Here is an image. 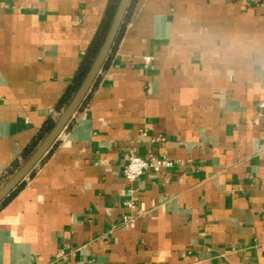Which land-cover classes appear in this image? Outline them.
Segmentation results:
<instances>
[{"label":"crops","instance_id":"1","mask_svg":"<svg viewBox=\"0 0 264 264\" xmlns=\"http://www.w3.org/2000/svg\"><path fill=\"white\" fill-rule=\"evenodd\" d=\"M109 1L0 0V179L65 109ZM131 4L84 102L0 204V264H264V0ZM131 150L176 164L132 182Z\"/></svg>","mask_w":264,"mask_h":264},{"label":"water","instance_id":"2","mask_svg":"<svg viewBox=\"0 0 264 264\" xmlns=\"http://www.w3.org/2000/svg\"><path fill=\"white\" fill-rule=\"evenodd\" d=\"M131 0H119L104 40L96 53L90 68L66 108L60 113L50 131L26 158L21 166L0 186V204L31 173L55 144L62 130L73 118L91 91L96 79L111 54L112 48L124 23Z\"/></svg>","mask_w":264,"mask_h":264},{"label":"trees","instance_id":"3","mask_svg":"<svg viewBox=\"0 0 264 264\" xmlns=\"http://www.w3.org/2000/svg\"><path fill=\"white\" fill-rule=\"evenodd\" d=\"M118 2H119V0H110L109 1V4L107 6V9L105 11V15L101 21L100 26H99V29H98L95 37L91 41L90 45L86 49L85 54L82 58V61L78 67V70H77L72 82L67 87L64 94L62 95V97L59 101V106L66 108V106L70 102L71 98L73 97L74 93L76 92L77 88L79 87L81 81L83 80L84 76L86 75L88 69L90 68V65H91L96 53L98 52V50H99V48H100V46L104 40V37L108 31V28L110 26V23H111V20H112V17H113V14H114V11L117 7ZM131 10H132V4H130V6H129V9H128L127 14L125 16L124 23H123V25L119 31L118 37L115 41V44L112 48V51H114V49L116 48L118 41L120 40V38L123 34L124 28H125L128 20H129V18H130ZM112 51H111V53H112ZM110 55H109V57H110ZM53 124H54L53 120H49L41 127V129L32 138V140L28 144L27 148L23 152L24 157H28L30 155V153L37 147V145L42 141V139L50 131ZM20 165H21V163L18 160H15L13 162L12 166L9 168L8 173L0 179V183L2 181L6 180L10 175H12L20 167ZM23 183H24V181L5 200L2 201L1 205L5 204L17 192V190L23 185Z\"/></svg>","mask_w":264,"mask_h":264},{"label":"built area","instance_id":"4","mask_svg":"<svg viewBox=\"0 0 264 264\" xmlns=\"http://www.w3.org/2000/svg\"><path fill=\"white\" fill-rule=\"evenodd\" d=\"M244 3H255L263 0H241ZM145 61L151 60V56H145ZM260 114L264 116V99L259 102ZM176 164V161L165 155H157L150 153L148 156H142L138 152L130 151L128 154V160L125 166V175L132 181L136 182L140 177L148 170H153L157 173H163L167 169ZM135 190V189H132ZM132 201L129 202L132 205Z\"/></svg>","mask_w":264,"mask_h":264},{"label":"rangeland","instance_id":"5","mask_svg":"<svg viewBox=\"0 0 264 264\" xmlns=\"http://www.w3.org/2000/svg\"><path fill=\"white\" fill-rule=\"evenodd\" d=\"M20 166H21V165H20ZM10 176H11V175H10ZM10 176H9V177H10ZM9 177H8V178H9ZM8 178H7V179H8ZM7 179H6V180H7ZM6 180H4L2 183H0V186H1Z\"/></svg>","mask_w":264,"mask_h":264}]
</instances>
